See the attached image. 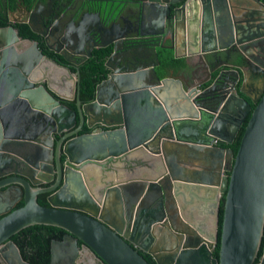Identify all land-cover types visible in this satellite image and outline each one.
Segmentation results:
<instances>
[{
  "label": "water",
  "instance_id": "water-1",
  "mask_svg": "<svg viewBox=\"0 0 264 264\" xmlns=\"http://www.w3.org/2000/svg\"><path fill=\"white\" fill-rule=\"evenodd\" d=\"M133 1L132 20L124 4H98L61 25L70 48L87 56L110 50L106 78L91 101L76 98L74 110L58 99L73 98L77 72L74 82L66 66L30 41L20 52L0 51V177L11 173L0 180V203L16 189L22 199L0 216V264H23L10 238L35 224L64 232L50 241L48 264H74L78 242L103 264H150L141 252L154 264H264V250L257 258L264 225V3L246 0L250 6L235 13L234 0ZM68 11L74 8L60 18ZM84 30L91 44L83 47ZM8 38L17 41L11 27L1 28L0 41ZM157 47L183 59L177 74L157 76ZM59 55L70 61L68 52ZM5 61L13 64L1 70ZM239 79L238 92L252 109L232 93ZM248 114L232 155L217 143L229 144ZM42 122L48 134L67 132L54 151L63 165L55 156L53 167L52 141H40ZM83 126L92 130L79 134ZM24 146L34 155L32 168L11 169ZM48 192V205L38 204L37 195Z\"/></svg>",
  "mask_w": 264,
  "mask_h": 264
},
{
  "label": "flooded vegetation",
  "instance_id": "flooded-vegetation-1",
  "mask_svg": "<svg viewBox=\"0 0 264 264\" xmlns=\"http://www.w3.org/2000/svg\"><path fill=\"white\" fill-rule=\"evenodd\" d=\"M183 2V0L181 2H179L177 5H180ZM202 3V1H201ZM6 1L5 0H1L0 1V7L3 6V8L5 7ZM98 4H100L101 7H103L104 5L108 8L111 6V8H114L116 6H121L122 4H124L126 6V12L124 14V17L129 18L130 20H132V16L129 13V8L127 7H133L136 2L133 0H18L15 3V6L12 9L9 8H4L2 9V13L4 12L6 14V18L5 21L3 22V24L0 25V29H8V27H11L12 30L15 32V36L17 38L16 40L11 41L9 38L6 40L7 43L5 42H1L0 41V51H5V50H12V48L14 50H12L13 52L15 51H19V50H24L26 48H28L29 45V41L33 42L37 48V50L39 52L42 53V55L47 56L48 58H51L55 61H57L59 64H62L64 66H66L71 73V76L75 82V72L78 73V78H79V69L81 68V66L85 65L88 60H93L96 63H102V65L107 61V56L110 52V50L107 49H98V50H93L90 54V56H87L85 52L80 51L78 49H72L70 48L68 45V43L65 40H61L62 38L60 37V31H61V25L62 24H68L70 23L72 18H68L69 16H71L73 14V12L79 11V13H82L83 10H91V9H96V6H98ZM177 5H171V8L176 7ZM234 5L238 7V9H234L235 13H239L244 11V9L242 10V7L245 8L249 7L250 4L246 1V0H234ZM68 7H73L74 11H68L65 13V16H63L62 18H60V14H62V11L64 8H68ZM85 7V8H83ZM84 10V11H85ZM208 9H206L205 7V13L204 16L209 18L211 16L210 12L207 11ZM1 17V14H0ZM1 21V19H0ZM120 21V20H117ZM24 25H26L27 27V31L26 28H24ZM32 27L35 32H33L31 30ZM129 29H132V25H128ZM68 30H70L71 33H75L76 29L75 28H67ZM84 30V32H82V42H83V47L88 44H91V38H90V34H87ZM11 37V36H9ZM167 38L164 40V44H168L167 43ZM57 49V50H56ZM60 51H65L68 52L69 54H71L70 56V61L67 62L65 61L60 55L59 52ZM99 51V52H98ZM20 52V51H19ZM17 53V55H20L21 53ZM221 55V58L224 56L222 53L218 54ZM152 58V56H151ZM194 64H198L199 61L197 59V57L193 56L189 58ZM7 63L2 64L1 66V70H5L6 68H9L10 66H12L13 62L11 61H5ZM210 62H211V66H213L215 63L212 62V58H210ZM17 63V62H16ZM19 64V63H18ZM17 65V64H16ZM104 67V65H103ZM197 67L196 70V74L199 75L200 78L204 77V70L202 67L200 66H195ZM248 75H250V70L248 68H242ZM88 72L90 74H92V68H87ZM239 75L240 71H238ZM106 71L104 70L103 73V78L100 79V81L104 80ZM95 76H97V74H94L93 77L95 78ZM251 80H253L255 78V76L250 75ZM253 77V78H252ZM198 78V79H200ZM255 80V79H254ZM99 81V82H100ZM242 81V80H241ZM98 82V83H99ZM250 81H247V84L245 86L246 89H251L250 86L251 84L249 83ZM97 83V84H98ZM210 81L207 83L209 84ZM240 79L234 84L233 88H232V93H236L237 95H239L240 97L242 96V98H244L245 100H248V98L246 96L240 95V93L238 92V88L240 87ZM75 87H74V95L73 98L71 100H66L63 98L58 99L60 103L64 104L66 107L70 108L66 103L67 102H71L73 101V106H74V102L75 99L78 98V84H79V79L78 82H75ZM203 87V86H202ZM201 86L199 88H202ZM77 90V93H76ZM248 90V91H249ZM249 104V102H248ZM75 108V106H74ZM74 110V109H72ZM36 118H39V116H37ZM35 122V121H34ZM43 123V122H42ZM48 126V122H44L42 124V131L40 132L39 136H40V141H42L41 143L47 141V140H51L52 141V147L51 150L53 152V167H54V158L55 156L58 157L59 162L61 165H63L64 163V156L62 154H55V146L58 140H60V138H62L64 136V134H66L67 132H60V133H55V132H50V134L44 132V130L46 129V127ZM76 125H74L71 129H73ZM70 129V130H71ZM69 130V131H70ZM92 129L87 128L85 126L82 127V131L79 132L80 133H86V132H90ZM76 134L72 135V136H68V138L74 137ZM65 140V138L62 140V142ZM35 144V143H33ZM39 146H42V144H40ZM30 148L32 149L33 147L30 146ZM38 148V147H37ZM3 149L5 150V153L8 155H11V153H13V148L11 147H7V146H3ZM21 156V162L19 164H17L15 167H11V169H15L16 171H27V169L25 168V166L31 167L30 162L32 163V161L34 162V155H32L28 150L27 147L24 146L22 148V154ZM8 156H6L7 158ZM30 168V169H31ZM38 171V170H36ZM9 174H7L6 176H4L5 178H8L7 176H10V170L8 171ZM35 176V175H34ZM4 177H0V180L4 179ZM54 183V179H52L49 183H41L39 186L42 188H45L47 186H49L50 184ZM59 187V185L57 186ZM56 189H54L53 191H55ZM52 191V192H53ZM50 192V193H52ZM48 193H40L37 195L41 196L43 195L44 198V202L48 205L47 201H46V197ZM20 192L18 191V189H16L15 191L11 190L8 194V197L6 199V204H1L0 206V216H2L4 213L3 211L5 209L11 210L14 209V207L16 206V204L21 201L22 199L19 198ZM36 197V200H37ZM22 205V204H21ZM20 205V206H21ZM64 235V232H60L58 234H56V236L51 237L49 242H48V253H49V243L51 240H55V241H61L62 237ZM264 236V235H263ZM262 236V237H263ZM12 241V240H11ZM14 244V243H13ZM14 246L16 247V245L14 244ZM19 258L21 260V262L23 264H31L29 261H27L24 257L23 254L18 250V248L16 247ZM264 250V238H263V242H261L260 247H259V253H258V257H261L262 253ZM38 257H35V262L37 261ZM48 262H49V258H48ZM48 264V263H47ZM74 264H103L100 260H98L97 258H95L93 255H91L89 253L88 250L85 249V247L78 242V255L74 260ZM254 264H257V260L254 261Z\"/></svg>",
  "mask_w": 264,
  "mask_h": 264
},
{
  "label": "trees",
  "instance_id": "trees-1",
  "mask_svg": "<svg viewBox=\"0 0 264 264\" xmlns=\"http://www.w3.org/2000/svg\"><path fill=\"white\" fill-rule=\"evenodd\" d=\"M5 1L6 4L4 8L12 9L18 0H5ZM259 1L264 3V0H259ZM4 8L3 6L0 7V14H1L0 25L3 24L6 18V14L4 12L2 13V9ZM24 28H26V31L28 30L26 25H24ZM156 58H157V65L155 67V71L159 78L168 76L170 74H177L179 69L184 66L183 59L174 58L172 56V50L167 47H157ZM239 62H241V60ZM87 68H92L93 71L92 74L88 72ZM103 73H104V67L102 63H100V60L99 63H96L94 59L88 60V62L85 65L81 66V68L79 69V84L77 86L78 99L80 103H86L92 100L94 87L100 81V79L103 78ZM94 74H97L95 78L93 77ZM248 102L250 109H252L255 104L251 101ZM66 104L70 108L74 109L73 101L67 102ZM248 116L249 114L246 116L245 120L241 123L239 129L234 135V138L229 144L218 141L217 145L221 147L229 148L232 152V155H234L241 134L243 132L245 121L248 118ZM37 202L42 206L47 205L44 202L43 195L37 197ZM21 204L22 202L19 201L14 208L19 207ZM222 207H223V197H221L219 200L218 225H217L218 237H219L220 222L222 217ZM60 232H62V230L54 226L35 224L18 231L17 233L11 236L10 240H12V242L16 245L18 250L23 254V257L31 264H47L49 258L48 242L51 237L56 236V234ZM263 235H264V225H263ZM263 238L264 236L262 237L261 242H263ZM217 251H218V240L214 245V249L212 250V257L217 258ZM141 255L148 263L154 264L150 255L144 252H141ZM35 257H38L36 262L34 260Z\"/></svg>",
  "mask_w": 264,
  "mask_h": 264
},
{
  "label": "crops",
  "instance_id": "crops-1",
  "mask_svg": "<svg viewBox=\"0 0 264 264\" xmlns=\"http://www.w3.org/2000/svg\"><path fill=\"white\" fill-rule=\"evenodd\" d=\"M166 41H167V43H169V40L168 39Z\"/></svg>",
  "mask_w": 264,
  "mask_h": 264
}]
</instances>
